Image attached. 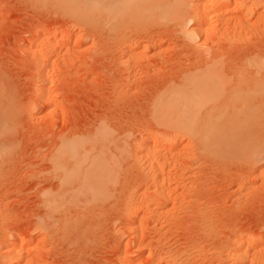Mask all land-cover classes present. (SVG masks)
I'll return each instance as SVG.
<instances>
[{
    "label": "rangeland",
    "instance_id": "1",
    "mask_svg": "<svg viewBox=\"0 0 264 264\" xmlns=\"http://www.w3.org/2000/svg\"><path fill=\"white\" fill-rule=\"evenodd\" d=\"M95 1L0 0V79L17 104L0 135L1 144L11 143L0 157V264L14 254L20 264H122L126 253L134 256L129 264H148L153 254L162 255L161 264H264V0H186L191 21L183 31L176 19L144 18L125 21L119 38L86 7ZM199 2L207 13L220 6L208 19L215 27L208 39L197 33L204 30ZM43 33L57 45L48 103L38 99L27 53ZM213 61L225 73L218 99L230 95L225 133L216 115L212 149L206 140L178 138L162 157L166 208H135L132 197L143 201L154 188L139 146L165 134L163 122L186 109L178 100L187 78ZM208 102L198 115L217 101ZM93 133L108 159L101 180L90 176L88 183L103 187L93 192L84 184L52 203L49 192L60 186L51 158L60 139ZM244 143L256 144L250 161L233 153ZM237 251L247 258L238 261Z\"/></svg>",
    "mask_w": 264,
    "mask_h": 264
},
{
    "label": "bare ground",
    "instance_id": "2",
    "mask_svg": "<svg viewBox=\"0 0 264 264\" xmlns=\"http://www.w3.org/2000/svg\"><path fill=\"white\" fill-rule=\"evenodd\" d=\"M185 1L186 0H166V1H164V0H156V1H148V0H108V1L105 0L104 1V0H101L99 2L98 1L92 2V3L88 4L86 7L90 10L95 11V12L97 11L96 13L100 17H102V19H104V22H107L110 24V25L107 24L108 25L107 27L110 29L109 31H111L110 33L113 34V36H115V37L117 35L119 38L118 34H120L123 31V29H122L123 26L121 27V25L125 26V21L127 23V21L129 22V20H130L131 22L133 21V24H134L135 20L137 22L139 19H144V18L157 19L158 17H163V18L165 17V19L166 18L173 19V20L176 19L179 26L182 27V31H183L185 29V27L187 26V24L190 23V21H191V17L189 16L188 11L186 12V10L184 8L185 4L187 3ZM198 4L202 6V4H200V2ZM199 5L197 7H199ZM201 6L199 7L200 9H201ZM219 8H220V6H219ZM219 8L215 7L213 9L209 10L210 12L207 13V12H205V10H207V9H204L202 6V9L197 13V15L198 14L199 15L198 16L196 15V16H197V18L199 17V22H201V24H202L200 26H204V30H202V32L201 31L197 32L200 37H201V35H203V37L205 39L209 38L212 29L215 27H214L213 21L210 22L208 19H211V18L213 19L214 14L216 13V11H218ZM209 14L211 15V17L210 16L208 17ZM186 35L191 36L190 33H187V32H186ZM46 36H47V33H43L42 35L38 36L34 40V42L29 45V47L27 49V53H29V55L31 54L32 56H34L33 62L36 65L35 70H37V73L35 72L37 80L34 83V87H35L36 91L39 93V94H37V95H39L38 99L44 100L47 97L45 100L48 103L49 100H52L53 95H54V90H53L54 79L52 77L53 76L52 75L53 66L51 64V60H50L51 56L50 55H51V53L56 51L57 45H55L56 47L53 46L54 44L51 45V43L49 41L50 39L48 38L49 36L48 37H46ZM194 37H195V35H194ZM196 37H197V35H196ZM201 39H202V37H201ZM129 51H130V49H129ZM129 57H131V56H129ZM259 61H260V58L257 57V58H255L253 63L254 64L255 63L260 64L261 62H259ZM219 64H221V63H219ZM219 64H218V61H213L212 63H208V65H205L204 67L201 66L200 70L197 69L194 72L192 71L193 73L191 72L192 74L186 80L187 83L189 84L187 86V89H186L185 84H184L185 91L186 90L187 91L185 93H183V92H180V90H179V92L181 94L183 93L182 95H184V94L185 95L180 100H178V103L184 105L186 107V109H184V108L181 109L179 111V113L172 115L171 118L169 117L170 119L167 118V120H165L163 122V125L165 126V129H163V130L165 131V134H162V135L160 134L161 136H157V137L152 136V140L149 139V137L151 136L149 134L150 136H148V138L145 140V142L141 143V145L139 146V151L141 153L140 156L142 157V159H145L147 161V163H148L147 165H148L150 171H153V175L151 178L153 181L152 184L154 186L153 185H151V186H153L154 188L153 189L151 188V190H153V191L150 192L151 194L148 197H145V199L143 198V201L141 198H138L139 193L137 195H135L136 198H135V196L132 197L133 198L132 199V202H133L132 205L135 208L139 209L140 207L141 208L146 207L147 211L152 212V213H158L156 208L158 206L162 205L164 203V201L166 200V198H167V200H169L168 198H169L170 194L168 193V191L170 192V190H168L167 185H165L166 178H164V176L163 177L160 176V171L162 170L161 167L163 165H165L166 160H167L166 159L164 162L162 160L163 159L162 157L166 156L168 152L171 153L170 152L171 147H172L173 143L178 142V140H179L178 138H182L183 136L189 135V137H193V139L195 138L197 141L198 140H206L207 143L204 145L207 149H212V147H213L212 143H215L216 140L219 138V136L217 137V135L214 134L216 132H215L214 127H213V117L214 116L216 117V115H218L217 117L221 119V117L225 114L226 106L228 103L227 99L230 97V95H229L227 97V99H225V100H227L226 104H225V100L218 99L219 98L218 95H221V94H218L216 91L219 89L218 85L221 84V82L225 78L224 77L225 73L222 72L224 70L223 69L221 70L222 67H220ZM241 71L240 72L238 71L236 73L239 75L238 76V79L240 78L239 81H241L242 77H243V75H242L243 73ZM225 72H227V71H225ZM225 80H227V76H226ZM222 87L224 88V86H222ZM220 88H221V86H220ZM228 89L230 90V88L225 87L224 91H226L227 93L230 92ZM181 90H184V89L181 88ZM192 91H194V92H192ZM235 91H237V90H234V91L232 90V92H234V94L237 93ZM221 93H223V92H221ZM238 94H240V93H238ZM203 95L205 96L204 103H201L200 100L202 101L203 98H201V97ZM213 100H216L217 102L213 103V105H211V106L209 105L210 107L208 106V110H206L204 112L202 111V113H200L201 115L197 114V112H199L198 109H200L199 104H200V107H202L203 105H201V104L205 105V102L209 101L211 103V102H213ZM40 103H41V101H40ZM246 105H248V104H246ZM16 106H17V104L15 103V101H12V94L10 93L9 86L3 84L1 82V79H0V135L1 136H2L1 132L5 127H7V124L10 122V119H11V116L13 115V112L17 110V109L15 110ZM57 107H59V106H57ZM252 107H254V105L251 106V108ZM224 116L222 117V122H220V119H219V122L221 124L220 126H223L222 130H223V128H226L228 126L227 123L229 121L228 118L224 119ZM214 120H216V119H214ZM105 127H107V126H105ZM95 129H97V128H95ZM222 130H221V134L223 132L225 133L226 129H224L223 132H222ZM98 132H101V129L98 130ZM98 132H96V135ZM106 133L108 134L107 131H106ZM102 134H105V132H103ZM227 134H228V132H227ZM81 135L77 136L76 138L74 137V135L73 136H71V135L63 136L59 141V144H58L59 147L58 146H57L58 148L56 147V149H57L55 151L56 155L51 158V163H52L51 168H52V172H54L53 176L59 178V179H57L58 183H59L58 185L62 189V190H59L60 187H58V190L56 192L54 190L53 192L55 194L58 193V195H61L60 193H63L62 194L63 199H62V195L58 198V195L55 196L54 194H52L53 193L52 191L49 192L50 194L48 195L47 198L52 203L59 202L60 200L64 202V200H66L64 198L68 199V197H70V194H68V192L71 193L73 190H79L81 192L80 189H82L84 187V184H87L90 187H93L92 191H93L94 187H95V190H97L96 186H100L101 188L103 187V185L102 186L101 185L95 186L94 183L92 186V183H90V182L88 183V181H89L88 179L90 178V176L103 175L102 174L103 161H104V159L105 160L108 159V155L105 152H103V150H101V147H98L96 145L100 139L97 138L98 136L97 137L95 136V133H93L92 135H90V134H88V135L81 134ZM99 136L103 137V135H100V134H99ZM105 136H107V135H105ZM3 138H6V137L4 136ZM3 138H2V140H3ZM224 138H226V137H224ZM4 140H5V143H3V144H11L9 142L8 138H6ZM117 140H118V138L114 139L115 143L120 144V142L118 143ZM6 141H8L9 143H7ZM0 142H1V139H0ZM112 142H113V140H112ZM3 144L0 143V157L1 158H3L2 154L6 152V147ZM71 144H77V145L73 146ZM232 149H234L233 153L239 154L240 158L242 157L241 159L244 158V161H250V158H252L257 153L256 152V150H257L256 144L251 145V143L250 144L249 143L236 144L235 147H233ZM229 151H232V150H229ZM4 156L6 158V155H4ZM5 158H4V160H5ZM166 158H168V157L166 156ZM161 161H163V162H161ZM1 162H2V159L0 160V163ZM1 165H2V163H1ZM162 172H164V171H161V173ZM101 178L102 177L100 176L97 182H99L101 180ZM93 182H95V179L93 180ZM89 186H87V187H89ZM88 190H91V188L90 189L88 188ZM95 190L93 192H95ZM59 191H61V192L59 193ZM64 193H65V195H64ZM74 194H75V192H74ZM66 195H67V197H66ZM149 204H152L153 207H152V205L150 207ZM162 206H160V207H162ZM164 207H165V205H164ZM21 242H22V240H21ZM241 242H242V240H241ZM244 242H246V240ZM16 244H17V239H15L14 241H9V243H8V245L11 247V249L14 248V246ZM238 244L240 245L241 243L238 242ZM242 251H244V249ZM29 252L34 253V251L32 249ZM123 256H124V257H122L123 260L121 259L122 262L119 260L122 264L131 263L130 259L132 258L133 254L131 255V253H126ZM236 256H237L236 259L241 262L247 258V253L237 251ZM162 258H163L162 255L158 254L156 256L153 254L150 256L148 264H161ZM28 261H31L30 257L28 258ZM8 264H20L19 255L14 254L12 256L11 260H9ZM25 264H27V263H25Z\"/></svg>",
    "mask_w": 264,
    "mask_h": 264
}]
</instances>
